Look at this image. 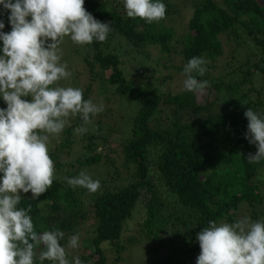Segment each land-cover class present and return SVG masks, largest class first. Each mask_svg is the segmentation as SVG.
I'll return each instance as SVG.
<instances>
[{"label": "trees", "instance_id": "1", "mask_svg": "<svg viewBox=\"0 0 264 264\" xmlns=\"http://www.w3.org/2000/svg\"><path fill=\"white\" fill-rule=\"evenodd\" d=\"M161 2L165 17L149 23L128 17L124 0H85L95 19L111 25L104 42L83 45L81 53L97 80L84 99L104 111L90 116L83 134L74 131L80 115L70 117L49 149L51 187L37 199L21 193L17 206L31 207L38 234L65 233L70 264L77 256L83 264H134L138 256L144 264H197L196 237L209 221H264V159L248 162L258 148L246 138L245 116L251 107L264 117V0ZM184 9L190 15L179 32L170 21ZM9 16L0 5V32L12 30ZM2 48L0 40V56ZM227 50L231 57L219 66ZM193 57L207 61L197 76L210 85L202 94L183 83ZM82 170L100 181L95 193L64 179ZM77 233L79 246L68 247ZM165 247L169 253L157 262L152 255ZM42 250L35 249V264Z\"/></svg>", "mask_w": 264, "mask_h": 264}, {"label": "clouds", "instance_id": "2", "mask_svg": "<svg viewBox=\"0 0 264 264\" xmlns=\"http://www.w3.org/2000/svg\"><path fill=\"white\" fill-rule=\"evenodd\" d=\"M85 0H0L10 10L12 30L0 32L3 41L0 56V97L7 108H0V264H35V249L43 245L39 261L70 264L61 245L65 233L58 228L38 234L27 210L18 208L21 193L39 198L51 187L55 165L49 155L50 135H59L70 116L80 115L83 123L74 131L83 134L90 116L104 111V106L85 100L83 90L71 86H54L71 72L61 63L59 45L65 36L78 45L104 42L110 23L100 22L84 7ZM126 14L149 23L165 17L161 0H124ZM30 18V19H29ZM5 27L0 22V29ZM49 41H51L49 43ZM207 61L193 57L184 66V87L204 93L210 86L204 76ZM22 97H31L29 102ZM243 104H247L243 102ZM249 121L246 138L256 144V154L248 162L264 159V117L251 107L245 112ZM73 188L82 187L95 193L99 180L82 170L79 175L64 178ZM196 239L201 253L197 264H264V221L244 217L234 223L209 221ZM79 234L70 237L68 247L79 246ZM74 264H83L77 256ZM91 264V262H89Z\"/></svg>", "mask_w": 264, "mask_h": 264}, {"label": "rangeland", "instance_id": "3", "mask_svg": "<svg viewBox=\"0 0 264 264\" xmlns=\"http://www.w3.org/2000/svg\"><path fill=\"white\" fill-rule=\"evenodd\" d=\"M188 5H190V3H188ZM188 15H190V11L184 9L182 14L174 15L172 17V20L170 21V23L174 24L179 29L178 30L179 32H184L185 27H186V23H182L183 22L182 20L184 18H188ZM183 16H185V17H183ZM185 21H186V19H185ZM177 24L179 25V27ZM50 42L51 41H49V43ZM59 47L62 50L61 63L67 64V66H68L67 70L69 72H71V76L67 79H62V80L58 81L57 84L54 86H63V87L71 86L74 88H80L82 90H84L85 87L89 85V82H91L95 86L97 84V80L92 79V77L90 76V73L88 72L87 67H85L86 65L84 64L83 60L81 59V53L83 51V45L75 44L74 42L71 41L70 37L65 36L63 38V42L59 45ZM230 51L231 50L226 51L224 58L219 62V66L221 64H223L226 59H228V60L230 59V57H231ZM176 83L177 82L174 80L173 86H175ZM0 99L3 100L2 97H0ZM22 99H26L29 102L31 101V97H22ZM3 102L5 104H3L2 106L4 107V109H6L7 104L4 100H3ZM70 117H72V116H70ZM70 117L68 118V120L70 119ZM60 134L59 135H54V134L50 135V141H49V145H48L49 149L51 147H53L55 142H57L59 140ZM178 241H179V239L177 237H173V242H172L173 248L176 246ZM153 247L154 246L152 245V248ZM171 251H172V249H171ZM146 252L149 253L148 244H147ZM167 253H169V252H168L167 247H165L164 249L158 250L157 252H155V254H153L152 256L154 257V259H155V257H157V262H158V258L161 255L162 256L166 255ZM121 255L123 257H126L128 255V253L123 252ZM146 259L150 260V258H148V257ZM153 261L151 262V264H155ZM144 263H146V262L143 261L142 258L139 256L134 262V264H144Z\"/></svg>", "mask_w": 264, "mask_h": 264}]
</instances>
